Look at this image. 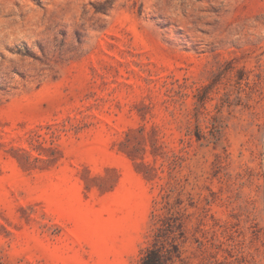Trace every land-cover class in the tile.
I'll return each instance as SVG.
<instances>
[{
	"label": "rangeland",
	"instance_id": "rangeland-1",
	"mask_svg": "<svg viewBox=\"0 0 264 264\" xmlns=\"http://www.w3.org/2000/svg\"><path fill=\"white\" fill-rule=\"evenodd\" d=\"M20 7L0 12V264H136L156 201L165 264H264V0Z\"/></svg>",
	"mask_w": 264,
	"mask_h": 264
},
{
	"label": "trees",
	"instance_id": "trees-1",
	"mask_svg": "<svg viewBox=\"0 0 264 264\" xmlns=\"http://www.w3.org/2000/svg\"><path fill=\"white\" fill-rule=\"evenodd\" d=\"M203 99L198 100V106L196 108L195 116H198L201 112ZM194 135L197 140L204 139L200 128L196 127ZM157 208L152 212L151 223V241L141 251L136 264H165L167 257L161 250L160 240L165 232V219L161 216L160 211L163 209V201H156ZM173 252L171 254L177 255L179 249L176 245L172 246Z\"/></svg>",
	"mask_w": 264,
	"mask_h": 264
},
{
	"label": "clouds",
	"instance_id": "clouds-1",
	"mask_svg": "<svg viewBox=\"0 0 264 264\" xmlns=\"http://www.w3.org/2000/svg\"><path fill=\"white\" fill-rule=\"evenodd\" d=\"M90 6V3L82 8V14L88 15L87 7ZM0 12H2L6 17L10 19L7 20V23H13L17 17L23 14V9L20 7V0H0ZM83 23V21H80ZM89 22L91 23V17L89 18ZM250 24L255 25L254 28L249 29V31L253 34H256L260 37H264V25L258 24L256 21H250ZM92 31H89V25H85V37L86 40L89 39L92 35ZM234 39H239L238 36H234Z\"/></svg>",
	"mask_w": 264,
	"mask_h": 264
}]
</instances>
